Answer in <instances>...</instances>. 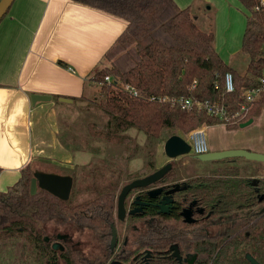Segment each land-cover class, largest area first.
<instances>
[{
  "label": "trees",
  "instance_id": "obj_1",
  "mask_svg": "<svg viewBox=\"0 0 264 264\" xmlns=\"http://www.w3.org/2000/svg\"><path fill=\"white\" fill-rule=\"evenodd\" d=\"M71 1L127 22L125 31L104 55V59L112 60V67L96 72L91 79L101 86V100L95 103L108 119L103 124L89 125L94 141L122 148L126 155L122 160L144 150L147 157L153 156L169 132L168 138L176 132L190 134L205 126L226 124L233 128L251 119L255 122L261 115L264 92L251 104L245 101L244 93L260 88L264 75V0H238L246 11V27L238 54L249 58L243 73L226 63L216 50L215 18L210 17V5H206L203 13H194L193 7L182 9L175 0ZM199 14L210 17L205 28L201 26L203 18ZM227 73H232L234 78L235 89L231 93L225 87ZM108 75L123 86L135 87L139 96L120 86L108 85L105 82ZM153 96L194 98L225 106L230 122L209 115L205 109L184 111L169 103L152 102ZM245 103L250 110L243 117L241 106ZM132 131L145 137L143 144L130 134ZM60 140L74 154L84 151L82 146L66 142L63 136ZM102 163L94 161L77 167L80 172H73L75 180L88 168L93 167L95 172L113 165ZM210 165L213 173L211 177L206 175L200 179L204 185L198 189L197 196L199 204L212 212L216 227L212 236L207 237L209 222L202 223L199 235H195L198 264H250L247 254L264 264V179H256L258 185L252 186L254 179L241 175L237 160L201 166ZM148 166L150 170L155 169L154 163ZM32 177V168L26 167L19 182L0 194V249L4 252L9 241L11 247L18 242L19 264H68V240L62 244L63 251H55L52 243L61 233L57 232L52 238L49 225L54 223L68 229L70 215L72 221L80 225L83 204H74V197L89 189L94 193L90 205L100 198L106 204L112 203L113 185L104 187L102 194L98 183L84 189L75 187L71 199L65 202L42 190L32 196ZM47 236L50 242L45 240ZM2 254L0 251V258Z\"/></svg>",
  "mask_w": 264,
  "mask_h": 264
},
{
  "label": "crops",
  "instance_id": "obj_2",
  "mask_svg": "<svg viewBox=\"0 0 264 264\" xmlns=\"http://www.w3.org/2000/svg\"><path fill=\"white\" fill-rule=\"evenodd\" d=\"M198 1L212 8L215 47L230 64L242 47L244 7L238 0H175L182 9ZM126 27L119 17L71 0H15L0 23V194L19 182L26 167L55 173L51 167L78 166L76 154L60 140V117L69 107L60 99L89 96L87 79ZM32 95L52 100L34 106ZM256 121L251 131L242 132L243 140L231 146L220 142L210 152L264 154V109ZM225 126L208 129L229 132ZM255 169L264 172V166Z\"/></svg>",
  "mask_w": 264,
  "mask_h": 264
},
{
  "label": "flooded vegetation",
  "instance_id": "obj_3",
  "mask_svg": "<svg viewBox=\"0 0 264 264\" xmlns=\"http://www.w3.org/2000/svg\"><path fill=\"white\" fill-rule=\"evenodd\" d=\"M191 159L199 161L195 155ZM225 161L229 160L219 162ZM73 169H68V176L74 179V190L76 180L74 171L71 172ZM213 169L211 165L193 167L187 172L188 176L181 178L172 164L171 170L156 183L128 192L123 217L120 216L119 202L124 188L158 170L124 184H112L111 193H115L111 197L112 203L107 201L106 204L100 198L96 204L90 205L94 193L87 189L81 194L84 197L80 210L83 222L80 225L74 223L70 215L68 234H57L52 248L55 243L62 245L68 240V264H198L195 235L202 223L209 222L206 232L207 237H211L216 224L211 219L212 212H207L199 204L197 191L204 185L200 179L206 175L211 177ZM252 179L256 180V177ZM254 180L252 186H257ZM103 190L104 185L101 184L98 191L102 194ZM186 211L190 214L191 223L186 221ZM51 237L54 238V235ZM45 240L50 242L51 238L47 236Z\"/></svg>",
  "mask_w": 264,
  "mask_h": 264
},
{
  "label": "rangeland",
  "instance_id": "obj_4",
  "mask_svg": "<svg viewBox=\"0 0 264 264\" xmlns=\"http://www.w3.org/2000/svg\"><path fill=\"white\" fill-rule=\"evenodd\" d=\"M206 7V4H204L203 1L196 2L195 6L193 7V12L196 11L199 13H203L204 8ZM198 14V13H197ZM202 19V24L204 28L206 25H208L210 17L215 18L214 12L212 10V13L209 17V15L206 17V15L199 14ZM205 22V23H204ZM249 61V58L247 56L243 55H237L232 58V61L230 62V65L234 68L238 69L240 73L244 72V69ZM112 67V60L110 59H104V61L99 65L96 66L92 74L89 76V78L86 81V84H88V95L84 97L82 100H78L73 104H67L68 110L66 107L63 110V114H61L60 117V127L61 132L60 135L64 137L66 142H68L71 145L78 144L82 146L83 152H78L75 155L76 164L74 169L71 172L79 171L76 169L77 167H82L85 165H90L94 161L96 164H100V161L103 162L102 164H113L112 166L108 167V169L104 170H98L94 172L93 167L88 168L90 170L81 172L79 179L76 181V188H85L92 186L94 183H98L99 185H104V187H110L111 184H117L120 182V184H124L125 182L131 181L135 178L146 176L155 170H158L159 168L165 166L167 163L174 164V167L177 168V174L182 178L187 175V172H189L190 169H193V167H199L203 164V162L200 161H193L191 159L192 154L188 156L180 157L177 160L170 161L165 152H164V145L165 142L169 139V134L164 135V140L162 143H160L157 147V150L154 152V155L151 157H147V152L144 150V152H138L133 157H130L129 159L122 160L121 157H125V153H122L121 147H113L109 145H103L100 144L98 141H94L92 139V136L89 132V125L92 123L95 124H103L107 121V116L98 108L95 101L99 102L101 100V86L93 83L91 81L92 77L95 75L96 72L101 70H106ZM63 108V106H62ZM66 110V111H65ZM263 111V110H262ZM262 114V113H261ZM261 116V115H260ZM259 116V117H260ZM258 117V118H259ZM257 118V119H258ZM254 124V125H253ZM251 126L247 128H240L233 127L230 128L228 125L225 127L229 130V132L225 131L222 128H210L209 126H205L206 135H207V142L210 148V151L212 149H216V147L220 146V142H224L225 146H231L233 145L232 141H239L243 140L244 137L242 132H248L253 129V127L258 124L257 121H255ZM223 125V124H220ZM203 128V127H202ZM130 134L137 138V140L143 144L145 137L141 134H137L135 131L130 132ZM176 135H179L183 138H187L189 134H184L182 132H176ZM77 150V149H76ZM98 151L97 153L92 154L91 152ZM235 160L239 161V165L241 167L240 173L244 177H256V179H264V172L260 171L258 172L257 169H255L256 166H264V163L261 162H255V161H247L243 158H236ZM105 161V163H104ZM84 163V165H82ZM154 163L155 169L150 170L149 164ZM81 165V166H79ZM87 165V166H88ZM163 165V166H162ZM101 166V165H100ZM92 169V170H91ZM50 170L54 171L55 173H60L62 175H65V173L68 172L67 169H62L58 167H51ZM188 176V175H187ZM78 193V192H77ZM84 199L83 195H76L73 199L74 204L81 203V201ZM67 230V231H66ZM57 232H60L61 234H67L68 229L66 227H61L59 225H56L54 223L49 225V233L50 235H55ZM18 246V242L13 244V247H11L10 241L7 243L6 247L4 248L5 251L2 252L0 249L2 256L0 259V264H19V256L21 253V250L16 247ZM1 248V247H0Z\"/></svg>",
  "mask_w": 264,
  "mask_h": 264
},
{
  "label": "water",
  "instance_id": "obj_5",
  "mask_svg": "<svg viewBox=\"0 0 264 264\" xmlns=\"http://www.w3.org/2000/svg\"><path fill=\"white\" fill-rule=\"evenodd\" d=\"M15 0H1L0 1V23L4 19V17L9 12L10 8L12 7ZM32 103L35 106L37 102L40 101H51L52 97L50 96H40V95H32L31 96ZM62 103L73 104L74 101L72 99L62 98L60 99ZM254 123V119L249 120L246 123L240 125V128L244 129L251 126ZM164 152L166 156L170 160H176L183 156H188L191 154V146L188 142L179 135L171 136L164 145ZM196 158L203 163H210V162H219L223 160H235L236 158H243L247 161H255L264 163V154L251 152L248 150H225L221 152H208L207 154L196 156ZM172 168V164L169 163L165 165L163 168L155 172L154 174L147 176L143 179L136 180L126 186L120 195V216L123 217L124 214V200L128 192L136 187H147L151 184L156 183L159 181L168 171ZM258 180H254V184H256ZM74 186V179L72 176L68 175H61L57 173H48L42 171H36L33 173V177L31 179V188L30 194L35 196L39 190L46 191L53 196L57 197L62 201H68L70 199L72 190ZM186 217V221L191 223L190 214L188 211L184 213ZM114 240H115V233H114ZM53 249L55 251L63 250V247L59 243H55L53 245ZM247 260L251 264H259L254 257L250 254H247Z\"/></svg>",
  "mask_w": 264,
  "mask_h": 264
},
{
  "label": "built area",
  "instance_id": "obj_6",
  "mask_svg": "<svg viewBox=\"0 0 264 264\" xmlns=\"http://www.w3.org/2000/svg\"><path fill=\"white\" fill-rule=\"evenodd\" d=\"M105 82L108 85L113 84L116 86H120L125 91L132 93V95H134L135 97L139 96V92L135 87H132L131 85L123 86L120 84L119 81L115 80L113 77L109 75L105 77ZM260 82H261L260 88L245 91L244 93L245 101L248 104L254 103L257 97L261 95L262 92H264V75L261 78ZM195 86H196V82L194 83L193 87ZM225 87L228 93L234 92L235 86H234V78L232 73L226 74ZM150 101L169 103L172 106L179 107L181 110L184 111H192L194 109H205L209 115L218 117L226 123L230 122V118H231L225 106L216 103L211 104L210 102H200L194 98H168V97L153 96L150 98ZM247 103L241 106V113H243V117H245L250 110V107L248 106ZM237 116H240V113H238ZM206 130L207 129H205V127L196 129L193 132H191L187 138H184L191 146L192 155L199 156L210 152V148L207 142Z\"/></svg>",
  "mask_w": 264,
  "mask_h": 264
}]
</instances>
